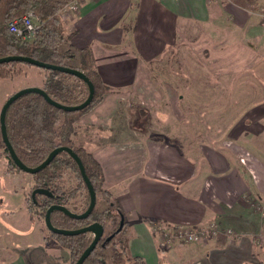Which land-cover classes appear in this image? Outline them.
Returning <instances> with one entry per match:
<instances>
[{
  "label": "crops",
  "instance_id": "1",
  "mask_svg": "<svg viewBox=\"0 0 264 264\" xmlns=\"http://www.w3.org/2000/svg\"><path fill=\"white\" fill-rule=\"evenodd\" d=\"M251 1L82 0L79 10L64 18L65 32L73 33L74 46L91 49L98 73L113 91L105 94L80 119L78 129L80 125L85 131H90L92 126H105L117 111L125 91L132 89L140 75V63L130 61L131 55L136 57V47L148 60L162 52L163 45H160L156 54H150L148 48L152 45H146L145 35L138 38L147 28H167L170 31L167 39L157 30L156 41L165 46L171 43V37H177L180 24L195 21L202 25L231 26L227 31L230 35L223 39L226 42L224 54L233 53L234 58L228 70L244 72L264 60V52L258 46L264 43L263 32L256 42L246 39L249 34L253 35V25L263 27L262 18L259 22V14L254 15L250 8ZM254 1L263 5L264 11V0ZM225 33L220 29L216 36ZM236 33L244 36L238 37ZM139 41H143L142 46L138 45ZM142 73L145 85L158 90L154 79L150 80L146 71ZM21 76L32 77L23 87H41L46 79L39 67H23ZM258 104L264 106V101ZM251 111L253 109L238 121L247 129L230 133L234 140L231 146L225 147L229 151L204 149L206 163L202 166L177 144L154 137L144 140V145L135 146L138 150L141 148L137 161L127 167L115 151L105 155V152L99 153V146L89 149L102 165L105 187L124 212L132 233L129 249L133 255L142 257L147 264L163 261L169 264H264L257 253L258 247L264 245V218L254 207L256 201L264 203V143L261 142L264 111L250 115ZM135 147H131L133 151ZM154 220L172 227L216 223L222 229H233L234 235L221 233L198 243L174 241L165 246L158 243Z\"/></svg>",
  "mask_w": 264,
  "mask_h": 264
},
{
  "label": "rangeland",
  "instance_id": "2",
  "mask_svg": "<svg viewBox=\"0 0 264 264\" xmlns=\"http://www.w3.org/2000/svg\"><path fill=\"white\" fill-rule=\"evenodd\" d=\"M254 2H250V8L254 15L259 14L258 19L259 22L263 20V27L253 25V35L249 34L246 39L256 42L257 38L261 39L259 34H264V11L261 9L263 5ZM78 10L79 7L72 11H61L60 15L66 18ZM230 27L202 25L195 21L180 24L177 37H171V43L167 42L165 46L156 39L157 30L167 39L170 35L167 28H147L146 32L139 33L138 38L145 35L146 45H152L148 48L150 54H156L160 45H163L162 52L157 58L148 60L141 56L137 47H133L136 57L131 55L130 61L136 65L140 63V75L132 86L134 90L125 91L117 111L113 112L105 126L91 125L90 131L80 129L81 125L78 129L77 126L80 119L102 98L83 113L72 111L76 118V136H72L74 145L87 151L99 146V153L105 152V155L115 151L126 167L137 161L141 148L138 150L135 146L144 145V140L152 137L177 144L185 153L195 158L200 166L206 163L204 149L223 148L229 151L225 147L231 146L234 140L230 133L247 129L245 124H238V121L252 109L250 115L264 111L263 105H257L264 101V60L244 72L229 71L234 58L233 53L224 54L226 42L223 39L230 35V32L227 34ZM220 29L226 33L218 37L216 33ZM212 31L215 32L213 36L210 35ZM236 35L244 36L239 33ZM138 45L142 46L143 41H139ZM258 46L264 52V43ZM23 65L19 67L22 72L23 67H37ZM40 69L46 74L47 70ZM143 71L151 76L150 80L154 79L153 83L158 90L146 86L141 80L144 79ZM20 74L13 78L0 77V111L10 95L26 88L23 86L32 81V77H19ZM67 81L76 82L72 77ZM76 91V95H80L84 86L81 84ZM261 142L264 143V135ZM131 147L136 149L133 151ZM62 171L61 184L64 190L72 192L78 188L70 200V207L78 211L84 209L87 191L79 182L75 171L69 167H64ZM35 183L34 174L18 169L9 162L0 143V264H72L70 249L47 228L41 209L33 204L29 207ZM104 188L107 189L105 185ZM40 198L41 196L38 197ZM113 198L115 199L114 196ZM263 206L264 203L259 201L254 204L264 218V213L259 209ZM25 211L28 213L25 214ZM157 235L160 244L162 242L159 234ZM89 236H93V233H89ZM257 253L264 260V245L258 247Z\"/></svg>",
  "mask_w": 264,
  "mask_h": 264
},
{
  "label": "trees",
  "instance_id": "3",
  "mask_svg": "<svg viewBox=\"0 0 264 264\" xmlns=\"http://www.w3.org/2000/svg\"><path fill=\"white\" fill-rule=\"evenodd\" d=\"M75 0H0V57L10 55L30 56L48 63L64 65L84 71L95 86V95L92 103L80 110V113L91 108L105 94L113 91L98 73L90 48H78L73 45V33L66 34L64 18L60 15L65 5ZM32 11L41 26L34 41L25 43L18 41L9 31L10 21ZM24 62H7L0 64V77L13 78L22 71L19 67ZM46 71V79L42 88L47 94L62 104L78 105L85 101L89 95L88 84L78 77L57 70ZM76 82H68V78ZM84 86V91L76 95L77 87ZM74 112L65 111L50 104L39 93H28L19 97L8 109L6 124L8 137L20 159L30 167L40 165L49 154L58 146H70L78 153L85 166L97 194L96 205L92 213L86 218H72L60 210L51 214L52 223L63 229H78L94 222L104 226V234L95 249L83 264H146L140 256L130 252L129 241L132 233L129 232L127 221L119 203L113 198L111 192L104 188V171L94 154L83 147H76L73 143ZM0 143L5 149L9 162L17 165L11 159L9 151L2 138L0 127ZM64 167H69L77 174L79 182L87 191L86 206L82 210L70 207V200L75 196L77 189L67 192L62 186ZM18 168V167H17ZM19 169V168H18ZM36 188L49 189L53 196L37 194L35 199L31 196L30 208L37 205L42 213L46 214L48 207L61 204L74 212H84L90 204V194L81 175L75 159L67 152H61L54 160L41 171L34 174ZM41 196L40 199L38 197ZM158 221L154 220L152 224ZM55 234L62 244L70 249L72 264H74L83 251L94 239L88 232L78 235ZM160 249V248H159ZM162 251V249H160ZM29 264H33L29 262ZM162 264H169L163 261Z\"/></svg>",
  "mask_w": 264,
  "mask_h": 264
},
{
  "label": "water",
  "instance_id": "4",
  "mask_svg": "<svg viewBox=\"0 0 264 264\" xmlns=\"http://www.w3.org/2000/svg\"><path fill=\"white\" fill-rule=\"evenodd\" d=\"M13 61L24 62L27 64L35 65V66L43 68V69L57 70V71H60L63 73H67V74L73 75L75 77H78L80 79H83L88 84L89 95L85 99V101H83L82 103H80L78 105L62 104V103L52 99L42 87L30 86V87L23 88V89L15 92V93H13L12 95H10L6 99V101L4 102V104L1 108V111H0V127H1L2 138H3V141L6 145L7 150L9 151L11 159L14 161V163L17 165V167L19 169L26 171V172H29V173H32V174H35V173L41 171L46 166H48L54 160V158L56 156H58L61 152L69 153L77 162L79 169H80V172H81V175L84 179L85 184L87 185V188H88V191L90 194V204H89L88 208L84 212L79 213V212H74V211L70 210L68 207H66L64 205L53 203L48 207V209L46 211L45 223H46L47 228L52 233H56V234L78 235V234H82L85 232L94 234V239L91 242V244L83 251V253L80 255L78 260L74 263V264H83L85 262V260L87 259V257L95 249V247L97 246L100 239L102 238V236L104 234L103 224H101L100 222H94L90 225H87V226H84V227H81L78 229H63V228L56 227L51 221V214L53 213L54 210H60V211L64 212L66 215H68L72 218H77V219L86 218L92 213V211L96 205L97 194H96V190H95L90 178L88 177V175L86 173L85 166L82 162V159L79 157L78 153L74 150L73 147L58 146L49 154V156L40 165H38L36 167L27 166L18 156L15 148L13 147V145H12V143L8 137L6 115H7V111L10 108V106L19 97H21L24 94H28V93H39L50 104H52L58 108H61L65 111H69V112L80 111L92 103V101L94 99V95H95V86H94L93 82L90 80V78L87 76V74L84 71L79 70V69H75V68L64 66V65H56V64L48 63V62L30 57V56H24V55H10V56H6V57H0V64L1 63H7V62H13ZM37 194L53 196V193L49 189H45V188H36L32 191V197L34 199H35Z\"/></svg>",
  "mask_w": 264,
  "mask_h": 264
},
{
  "label": "built area",
  "instance_id": "5",
  "mask_svg": "<svg viewBox=\"0 0 264 264\" xmlns=\"http://www.w3.org/2000/svg\"><path fill=\"white\" fill-rule=\"evenodd\" d=\"M82 0H75L63 7L61 11L76 10ZM41 24L34 16L32 11H29L18 17L8 24L9 31L20 42L31 43L35 39V35L40 28ZM264 213V206L259 208ZM154 231L159 234L161 244L168 245L174 241L183 242H201L204 240L212 239L221 233L227 235H234V231L231 228L222 229L216 223H211L206 226L194 227V226H176L172 227L161 221L153 224ZM263 236V235H262Z\"/></svg>",
  "mask_w": 264,
  "mask_h": 264
},
{
  "label": "flooded vegetation",
  "instance_id": "6",
  "mask_svg": "<svg viewBox=\"0 0 264 264\" xmlns=\"http://www.w3.org/2000/svg\"><path fill=\"white\" fill-rule=\"evenodd\" d=\"M31 196H32V194H31Z\"/></svg>",
  "mask_w": 264,
  "mask_h": 264
}]
</instances>
